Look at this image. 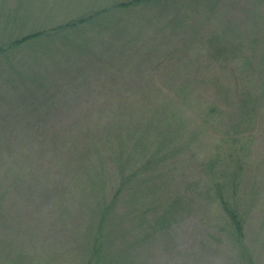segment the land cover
I'll use <instances>...</instances> for the list:
<instances>
[{
	"label": "rangeland",
	"instance_id": "obj_1",
	"mask_svg": "<svg viewBox=\"0 0 264 264\" xmlns=\"http://www.w3.org/2000/svg\"><path fill=\"white\" fill-rule=\"evenodd\" d=\"M127 1L0 0V264H264V0Z\"/></svg>",
	"mask_w": 264,
	"mask_h": 264
},
{
	"label": "trees",
	"instance_id": "obj_2",
	"mask_svg": "<svg viewBox=\"0 0 264 264\" xmlns=\"http://www.w3.org/2000/svg\"><path fill=\"white\" fill-rule=\"evenodd\" d=\"M156 1H159V0H129V1L123 2V3L122 2L113 3L112 6L109 7L110 9L109 8L108 9H109L110 12H112L111 10H115V11L119 12L120 14H122V13H124L126 11H130L132 8H135V7L143 5V4L152 5ZM86 21H87L86 18L81 19V20H79L77 22H74V20H73L72 22L66 24L64 27H66L67 25L76 27V24L82 26V23H85ZM119 21H118V23H119ZM150 22H151L150 24L152 26L153 25L152 24L153 23L152 20H150ZM127 25H128L127 28L129 30L135 29V27L137 26L136 23H134V24L133 23H129ZM61 29H62V27L60 28V30ZM51 34L54 35L55 33L51 32ZM61 34L62 33H56L54 36H58V35H61ZM38 35H39L38 33H34V34H31V35H29L27 37H23V38H21L19 40H16L15 45L23 44V43H25V42H27V41H29L31 39L36 38ZM114 37H116V36L114 35ZM3 53L4 52L2 51L1 54H3ZM155 114H157L156 115L157 119H159L161 121H163L165 119L164 117L166 116V114L162 113L161 110H160V112H156ZM225 202L226 201L223 199V202H222V204L224 203L223 208L225 209L226 213L230 217L229 220H231L232 225L234 227V230L236 231L237 236L239 237V239H243L245 237L244 227H243L242 221L239 219L240 217L238 215V212L236 210H234V209H231V207Z\"/></svg>",
	"mask_w": 264,
	"mask_h": 264
}]
</instances>
